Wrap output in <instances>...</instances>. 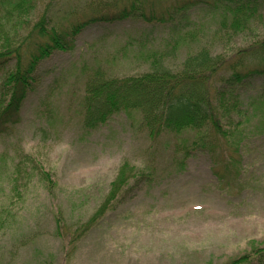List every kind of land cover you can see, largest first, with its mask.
I'll return each mask as SVG.
<instances>
[{
    "label": "rangeland",
    "instance_id": "rangeland-1",
    "mask_svg": "<svg viewBox=\"0 0 264 264\" xmlns=\"http://www.w3.org/2000/svg\"><path fill=\"white\" fill-rule=\"evenodd\" d=\"M123 2L131 0H30L24 23L0 0V39L8 34L17 46L47 5L67 26ZM139 2L160 10L181 0ZM217 14L197 6L177 11L173 24L94 23L72 51L41 62L20 122L0 134V264H227L264 246V79L238 91L242 114L216 140L191 131L152 138L138 112L122 111L93 130L83 125L84 87L96 69L142 74L152 55L177 69L202 47L220 53L264 38V12L233 38ZM123 164L146 178L131 181L95 226L76 235Z\"/></svg>",
    "mask_w": 264,
    "mask_h": 264
},
{
    "label": "trees",
    "instance_id": "trees-1",
    "mask_svg": "<svg viewBox=\"0 0 264 264\" xmlns=\"http://www.w3.org/2000/svg\"><path fill=\"white\" fill-rule=\"evenodd\" d=\"M26 1L30 4V0H8L24 23L29 22L28 15L33 8ZM104 6L95 7L93 13L80 15L64 26L48 14L47 5L17 46L9 45L8 34L2 35L0 73H4V78L0 84V134L20 122L23 104L37 85L41 62L55 52L72 51L77 35L91 24H113L130 18L173 24L177 11L202 6L218 12L226 36L233 38L249 30L264 12V0H181L177 6L164 9L159 6L160 10L152 3L139 0ZM147 9L149 14L145 13ZM212 51L208 47L198 49L177 69L165 66L161 56L152 55L150 69L142 74L108 77L99 69L92 71L83 92L84 127L93 130L122 111L138 112L141 124L152 138L163 132L191 131L200 135V139L210 136L216 140V136L225 134L226 124L242 114L238 91L255 79H264V38L229 51ZM167 54L168 51L163 53ZM184 148L188 150L186 145ZM211 152L209 155L214 151ZM145 178L142 171L121 165L104 202L76 235L95 226L123 190L131 187V181L135 186ZM227 264H264V246L255 244L253 250Z\"/></svg>",
    "mask_w": 264,
    "mask_h": 264
}]
</instances>
